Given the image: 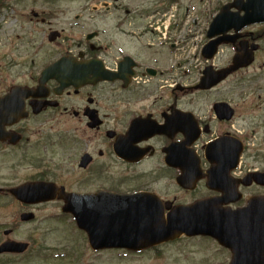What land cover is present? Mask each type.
<instances>
[{
  "label": "flooded vegetation",
  "instance_id": "obj_1",
  "mask_svg": "<svg viewBox=\"0 0 264 264\" xmlns=\"http://www.w3.org/2000/svg\"><path fill=\"white\" fill-rule=\"evenodd\" d=\"M199 1L30 5L0 23V244H29L0 261L29 259L35 208L72 219L61 210L74 196L99 225L161 202L193 226L165 243L193 264H231L214 235L249 206L258 218L241 257L264 264V0ZM50 65L64 77L43 79ZM32 183L64 196L34 204L10 192Z\"/></svg>",
  "mask_w": 264,
  "mask_h": 264
},
{
  "label": "rangeland",
  "instance_id": "obj_2",
  "mask_svg": "<svg viewBox=\"0 0 264 264\" xmlns=\"http://www.w3.org/2000/svg\"><path fill=\"white\" fill-rule=\"evenodd\" d=\"M10 5L16 4L15 11L11 13L14 18L20 19V10L32 6L45 4H73L84 3L87 0H6ZM199 0H179L185 4ZM18 10V12H16ZM4 11H1V14ZM8 19L9 13H5ZM253 67H256L253 66ZM252 71V69L250 70ZM260 89L264 90V77L258 82ZM262 114V113H261ZM38 219L33 222L31 258L23 257V262L17 264H193L194 261L186 258L188 253L180 246L165 244L158 251H143L141 253H127L125 251L107 250L93 252L87 245L86 238L78 230L75 231L68 217H62L57 205L48 204L35 208ZM59 213V214H58ZM18 239L26 240L25 234H19ZM46 248V249H42ZM187 250V249H186ZM56 253H65L63 256ZM7 257L2 256L0 259ZM11 260V259H10ZM188 260V261H187ZM2 262V261H0ZM6 264H16L8 261Z\"/></svg>",
  "mask_w": 264,
  "mask_h": 264
},
{
  "label": "water",
  "instance_id": "obj_3",
  "mask_svg": "<svg viewBox=\"0 0 264 264\" xmlns=\"http://www.w3.org/2000/svg\"><path fill=\"white\" fill-rule=\"evenodd\" d=\"M239 60L240 59H237L238 62ZM250 61L251 60L247 61V63ZM260 178V182H264V174L260 175ZM44 187H42V189H44ZM47 187L49 188L48 185ZM47 187H45V189H47ZM42 189L39 187L38 183L35 186H32L30 192H33L30 194V198L28 196L29 200L32 202H39L41 200L45 201L52 198L50 195L42 194ZM13 192L18 197L23 196L22 198L26 200V187H22ZM150 207H152L150 212H148L147 209H142L140 216L132 219L133 222H123L118 219H108L109 221L105 220L106 226L104 227L99 225L97 226L99 222L98 219L86 220L82 217H79L74 205L68 209L77 216V224L80 228L86 231L89 244L94 250L106 247H124L128 249L139 250L141 248L169 240L174 236L176 228L182 230L191 229V226L179 224L183 221L181 218L174 217L171 213H168L167 216L164 217L163 212H160V210L154 204ZM247 222L251 223V218L248 219ZM224 225H227L225 221ZM229 225L230 226H228V228L231 230L229 232L232 233V229L235 228L236 223L233 222ZM237 228H239V225L235 228V230ZM237 231L238 232L235 234L248 237L246 232H244V228ZM223 238H227V235H223ZM7 248L12 249L15 248V246H8ZM242 249L245 254H249L251 252L248 246L243 247ZM233 252L239 254L240 250L238 251L237 248H234ZM236 256L237 254L234 256L232 264L252 263V260L249 258L237 259Z\"/></svg>",
  "mask_w": 264,
  "mask_h": 264
}]
</instances>
